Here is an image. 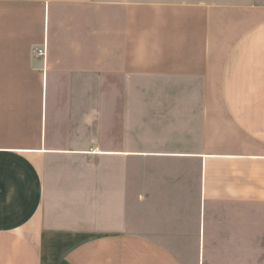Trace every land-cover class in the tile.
Returning <instances> with one entry per match:
<instances>
[{
    "label": "crops",
    "instance_id": "1",
    "mask_svg": "<svg viewBox=\"0 0 264 264\" xmlns=\"http://www.w3.org/2000/svg\"><path fill=\"white\" fill-rule=\"evenodd\" d=\"M0 264H264V0H0Z\"/></svg>",
    "mask_w": 264,
    "mask_h": 264
},
{
    "label": "rangeland",
    "instance_id": "2",
    "mask_svg": "<svg viewBox=\"0 0 264 264\" xmlns=\"http://www.w3.org/2000/svg\"><path fill=\"white\" fill-rule=\"evenodd\" d=\"M136 1H140V2H144V1H152V2H157V1H170V2H183V3H202V2H214L216 4H250L253 3L255 0H136ZM41 51H37L36 55L37 56H43L40 55ZM155 134V133H154ZM158 135V134H155ZM169 169L168 166H163L161 164L158 163H154V164H147L145 165L144 163H137V173H144V172H148V173H160V172H166ZM173 171H175V168L173 169ZM184 171L185 172H191V166H184ZM195 171V170H194ZM143 183V182H142ZM189 203H193L192 200ZM143 231V230H142ZM141 231V232H142ZM172 248H174L173 246H170Z\"/></svg>",
    "mask_w": 264,
    "mask_h": 264
},
{
    "label": "built area",
    "instance_id": "3",
    "mask_svg": "<svg viewBox=\"0 0 264 264\" xmlns=\"http://www.w3.org/2000/svg\"><path fill=\"white\" fill-rule=\"evenodd\" d=\"M43 54H45V53L41 51V52H40V55H43Z\"/></svg>",
    "mask_w": 264,
    "mask_h": 264
}]
</instances>
